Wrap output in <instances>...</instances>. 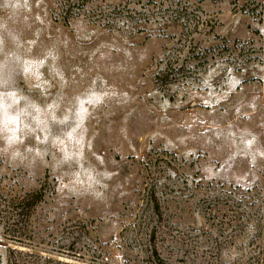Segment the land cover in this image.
<instances>
[{"label":"rangeland","instance_id":"rangeland-1","mask_svg":"<svg viewBox=\"0 0 264 264\" xmlns=\"http://www.w3.org/2000/svg\"><path fill=\"white\" fill-rule=\"evenodd\" d=\"M150 218L166 264H264V0H0V264H151Z\"/></svg>","mask_w":264,"mask_h":264},{"label":"trees","instance_id":"trees-1","mask_svg":"<svg viewBox=\"0 0 264 264\" xmlns=\"http://www.w3.org/2000/svg\"><path fill=\"white\" fill-rule=\"evenodd\" d=\"M148 3L145 2V4ZM171 14H174L173 16L170 17H174L171 20H169L170 23H175V24H179L181 23L182 19L178 17V15H176V11L173 10L171 11ZM137 16H134L136 15ZM113 15V18H109L110 16ZM108 20L106 19L105 24L110 28L113 29L115 28L117 31L119 32H123V33H128V34H134V33H141L144 32V28L141 27L142 24H148L149 23V18L147 16L146 13V9L144 7V5L142 4L141 6V11H135L134 9H129L127 6H123V7H116L114 9H112L111 11H109V13L107 14ZM182 25V24H180ZM167 78V76H166ZM165 78V79H166ZM154 82L155 85L158 87L159 90L163 89V85L161 84V76H160V72L159 74H156L154 76ZM172 82H169L168 84H171ZM33 195L32 194H28L25 197H21L18 198L16 200H14L13 202H11L9 204L11 210L13 212H15L16 215L20 216L22 215V213L29 208L32 203H33V199H32ZM151 214L153 216H156V214L152 211ZM152 221H154V219L148 220V222L145 224L146 230H145V236H146V244L145 245H140V240H130V244L126 243L124 241V235L122 233V242L125 243V246H130V249H127V251L129 253H133L135 254V256H138L139 259L143 258L144 256H147L148 258H150V263L151 264H166L165 262H163L162 260H160L159 256L157 255L156 251L154 250V238H155V232L154 229L151 227V223ZM133 246V247H131ZM145 247V250H143V248ZM150 248V252L148 250V252H145L146 249Z\"/></svg>","mask_w":264,"mask_h":264}]
</instances>
